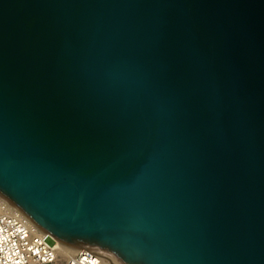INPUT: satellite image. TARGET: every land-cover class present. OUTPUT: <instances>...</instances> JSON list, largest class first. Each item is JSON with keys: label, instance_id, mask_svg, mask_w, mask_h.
Segmentation results:
<instances>
[{"label": "water", "instance_id": "1", "mask_svg": "<svg viewBox=\"0 0 264 264\" xmlns=\"http://www.w3.org/2000/svg\"><path fill=\"white\" fill-rule=\"evenodd\" d=\"M0 195L120 264H264V0H0Z\"/></svg>", "mask_w": 264, "mask_h": 264}, {"label": "built area", "instance_id": "2", "mask_svg": "<svg viewBox=\"0 0 264 264\" xmlns=\"http://www.w3.org/2000/svg\"><path fill=\"white\" fill-rule=\"evenodd\" d=\"M47 233L36 231L20 211L0 205V264H55L57 241ZM64 264H100L101 255L92 247L78 249Z\"/></svg>", "mask_w": 264, "mask_h": 264}, {"label": "bare ground", "instance_id": "3", "mask_svg": "<svg viewBox=\"0 0 264 264\" xmlns=\"http://www.w3.org/2000/svg\"><path fill=\"white\" fill-rule=\"evenodd\" d=\"M2 204H4L5 208H8L9 210L19 211L15 206H13L9 201H7L4 197H2L0 195V205H2ZM30 224L34 227V229L36 231H41L36 226H34L31 222H30ZM57 248H58V256L67 258L69 255L74 254L78 249L83 248V246L78 245V244H69V243H63V242L57 241ZM94 249H96V248H94ZM96 250L101 255V263L100 264H120L118 261H116L114 258L109 256L108 254H106V253H104L98 249H96Z\"/></svg>", "mask_w": 264, "mask_h": 264}, {"label": "rangeland", "instance_id": "4", "mask_svg": "<svg viewBox=\"0 0 264 264\" xmlns=\"http://www.w3.org/2000/svg\"><path fill=\"white\" fill-rule=\"evenodd\" d=\"M48 241H49L50 243H54V240H53L52 238H49ZM65 258H66V257H61V256H59V257H58V260H57V262H56L55 264H64V262H65V261H64Z\"/></svg>", "mask_w": 264, "mask_h": 264}]
</instances>
